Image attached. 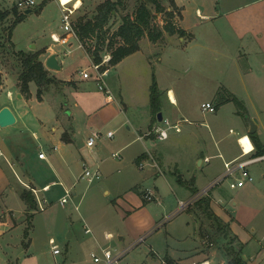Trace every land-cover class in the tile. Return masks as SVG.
I'll use <instances>...</instances> for the list:
<instances>
[{"label":"crops","instance_id":"crops-1","mask_svg":"<svg viewBox=\"0 0 264 264\" xmlns=\"http://www.w3.org/2000/svg\"><path fill=\"white\" fill-rule=\"evenodd\" d=\"M216 1L218 3V0H203V8L196 6L195 13L199 22L197 21L190 24L186 20L183 0H174L180 12L178 24L186 33L185 36H178V38L185 48H188L186 51L191 50V54L194 52L193 55L198 58L192 61L196 62L199 60V62H203V64L208 61L209 65L214 64L210 66V69L215 70V72H217L215 68H218V73H216L215 76H206L205 67V70H201V73H199L200 75L193 77L192 81H186L181 76H178L177 79L183 80L189 87L195 85V88H200L198 85L199 83L202 86H206L207 83L210 87L209 93L211 100L202 102V104L210 102L215 107V111H217L221 105L231 102L232 100H230V97L234 96L240 102L237 113L247 119L246 123L243 122L241 125V135L249 136L250 120H255L257 128L254 132L259 142L264 145V106L262 105L264 101V90H262V93L257 91L258 88L264 89V0H250L249 2L235 6H233L234 3H231L232 0H225L226 3H224L222 10H217L218 6H220V2L216 4ZM36 2L39 4L37 0ZM84 2L85 0H76L78 7L77 11L84 6ZM245 13L247 14L245 15ZM209 23H211V25L207 26ZM199 26H202L201 29L205 28V31L209 32H195L197 29L196 27ZM49 33L50 38L53 33L62 34L60 24L53 26ZM228 37H234L238 42L236 46L237 50L232 51L227 49L223 41ZM214 39H220L222 41V48L217 46L212 47V41ZM56 44L58 43L46 45L45 52L42 53L43 63L45 64V60L49 55L55 53L61 65V69L53 71L52 74L61 81L70 83V86L80 87L83 84H88L87 79L85 80L81 75L75 79L69 76L62 79L58 76L59 72L64 68V61L67 64L66 57L72 52V48L62 49L63 52L68 50L69 53L64 55L65 57L63 61H61V49L59 50ZM168 44L174 45L172 40L171 43ZM78 46L83 48L79 42ZM175 47L179 48L177 45ZM117 65L118 64L113 67ZM110 70L111 68L109 67V71ZM239 86L251 88L252 93L248 96L250 98H246L237 90L236 87ZM165 90L166 94H163L164 97H162L159 102V110L163 107L162 100H165L167 102L166 109L168 114L165 118L172 122V124H178L180 128L179 131L170 129L173 133L169 131L168 138L165 140H158L152 135H145V133L158 122L157 119H155L156 115L153 113L151 107L150 96L149 101L144 105L146 106V110H143L142 114L137 116L134 112L133 114L128 112V105L123 95L120 94L117 98L111 89L113 100L108 99L105 95L102 101L96 99L94 102L86 104L87 109H91L92 104L98 105V110L93 115H87V121H91L89 122V128L95 127L94 120L95 118L98 119L97 116H100L104 119L102 123L103 127L101 128L104 131V127L115 122L120 113L122 115L124 113L125 122L129 123L126 124L127 129H125V137H120L119 143L121 144L118 145L116 147L117 150L113 152L118 153L117 158L122 157L121 154L123 155L125 153L127 160L116 163L112 155L111 159L107 162H104V160L100 162L88 160L91 165H94L95 169L104 173L106 180L115 177L121 181L130 183L129 189L124 191L123 194H119V192L114 194L116 195L114 212L117 215L116 221H118L121 226L118 228V240L124 241L128 235L127 243H118L120 249H127L124 251L120 263L226 264L228 260L225 254L226 246H223L222 243L208 242V238H210L211 235L217 241L218 235L221 233L220 230H218V219L222 224L228 227V232L231 236L236 237L239 242L244 244L243 254L252 240L258 243L259 252H251L250 259H256L259 254L260 256L258 259H261V262L264 264V162L249 165L248 170L253 180L247 181L242 187H230V189L233 190L232 193L228 194L222 181L213 185L215 180L225 173V163L236 159H243L247 156L243 155L242 148L238 141L239 137L236 138L235 145L230 143L223 148L219 147L216 153L213 154L208 152L205 153L202 149L195 154L193 151H186L184 143L187 141V137L189 135L191 136V134L192 136L193 134L196 136L195 132L191 131L192 129L186 128L185 125H181L183 122H191L186 116L188 114L187 105L184 103L183 98L178 99L173 88H167ZM20 98H23V96L21 95ZM71 100L69 99V108L66 110L68 119H70V125L68 126L70 130L74 120L73 111H70ZM112 103H115L119 109L115 113H108V115L105 116L107 108ZM74 106L78 108L80 104L75 102ZM2 107L4 106L0 108ZM14 115L16 116L15 123L22 120V114H19V116L16 114ZM54 117L56 121L60 123L59 126H63L62 129L59 128L60 133L53 146L54 152L48 155L46 153V158H39L38 156V159L48 160L47 163H51V157L57 154V160L59 161L58 166L62 169L61 173H63H60V176L64 179H68V169L78 161L79 155L81 154L77 142L72 137L73 133L70 134L71 131L67 132L66 140L62 139L61 135L66 131V126L56 114ZM131 127L134 129L135 133L132 138H130ZM52 129L55 131L56 127ZM109 130H113L115 135V130L117 132L118 127L115 128V130ZM74 131H76V129ZM138 136H143V138L138 139ZM112 138H114V136ZM97 141L93 147H87V144H85L88 148L86 156H92L93 158L95 152H98L99 149L96 148ZM242 142L246 150L252 148L255 154L256 149L251 137H246ZM0 155L4 156L3 161L7 162L5 168L9 170L8 174H6L2 170L3 167L0 168V181H2V185H0L1 189H8L6 183H10L9 178L11 173L16 176L17 182L19 183V187L14 188L13 194L8 193L5 199L0 202V241L5 240V243L9 246L11 245L10 241L13 237V232L21 227L22 224L26 225L25 228L27 227L28 222L26 217L28 213L32 214L31 219H33L35 214V211L28 210L27 204L21 197L22 192L31 189L35 193L33 194L37 196L38 207L46 208L43 207V204L41 205L39 203L38 189L31 179H29V174H25L21 167L20 169L19 167L14 169L16 165H23L25 154H22V158L14 155L17 163L7 159L5 156L7 154L3 150H0ZM92 158L88 157V159ZM216 158H220L223 169L218 171L216 175L203 181L204 176L202 173L200 174L197 166L203 167L205 163L210 164L211 161ZM82 160L84 161V166L90 165L83 155ZM140 163H142V167L139 166ZM82 173L83 171L81 174ZM225 180L229 182L230 186L233 177H226ZM53 183H55V181L43 184V190H48ZM145 183L148 185H145ZM62 185L66 191L72 186V184L67 186L65 183H62ZM166 186L170 190H168ZM146 189H152V191H154L155 201L150 202L145 200L143 194ZM165 189L166 191H164ZM204 189L208 190L207 193H203ZM71 192L73 195H77V190L73 189ZM105 193L109 194L110 190L105 189ZM168 194L171 197H167ZM227 194L230 195L231 201L234 200V207L228 208L226 204L218 208L217 205L220 204V202H224L225 204L226 197L228 196ZM160 196H162V198H159ZM167 198H169V200H167ZM217 199L219 200L218 202ZM255 199L258 200L257 206H255L254 203ZM252 200L253 202H251ZM179 201H185L189 204L185 209L179 210ZM245 201H249L254 207L248 205L249 202ZM156 202L161 203H157L161 209L152 205ZM239 203L242 204V207H249L250 209L242 211L238 208ZM76 208H78V205H76ZM39 209L42 210L41 208ZM241 213L249 217L245 223L239 219ZM85 218L92 224L91 227L88 224L85 226V228L90 229V232L87 233L84 229L83 233L80 228L79 233H83V237L87 239L86 242L89 246V253L98 252L100 254L102 248H109L110 245H112L113 233L107 228H105L102 233L98 232L100 231L98 228L96 230V226L102 218L95 219V221L89 219L87 216ZM30 221L31 220H29V222ZM243 228L246 230L250 228L249 231L252 232L248 240H244ZM108 234L112 236H108ZM88 235H90V237H88ZM72 236L73 231L69 232L68 237ZM28 237L22 240L23 246L24 243H28L25 247H29L31 243ZM19 255H27V250H23ZM244 257L245 260L248 259L247 256L244 255ZM71 261L72 264L75 263L74 260ZM11 264L15 263L12 262ZM69 264H71V262Z\"/></svg>","mask_w":264,"mask_h":264},{"label":"rangeland","instance_id":"rangeland-1","mask_svg":"<svg viewBox=\"0 0 264 264\" xmlns=\"http://www.w3.org/2000/svg\"><path fill=\"white\" fill-rule=\"evenodd\" d=\"M37 1L40 4L44 0ZM45 1L46 3L43 5L41 11L37 13L25 14V10L17 9L18 13L22 12L24 14V17L22 21L12 29L10 26L15 20L13 8L16 7L17 0H0V13H6L5 16L0 19V107L7 105L14 111V114L18 116L22 114V120L20 122L18 121L10 126L0 127V150H3L7 154L5 155L7 159L16 163L17 161L14 155L22 158V154H25L23 165H16L14 169L18 167L20 169L21 167L25 174H29V179H31L38 189L39 203L41 205L43 204V207L46 208H42V210L39 209L38 199H36L37 196L34 195L37 201V208L33 210L35 211L33 219H30L32 223H30L31 226L28 238L31 240V243L29 247L22 245V240L25 239L24 231L26 229V225L22 224L21 227L13 232V237L10 241L11 245L7 246L5 240L0 241V264H11L12 262L15 264H69L71 262L72 264L71 260H74V264H97L94 262L91 253H89L90 250L86 242L87 239L83 237L85 226H87L86 224L90 227L92 226L85 217L87 216L93 221L102 218L96 226V230L98 228V230H100L98 232L102 233L103 230L107 228L113 233L112 245H110L109 248L114 253L127 250L118 247V243H127L128 235L124 241L118 240V228L120 225L119 222L116 221L117 215L114 212V201L116 198L114 194H117V192L123 194L124 191L129 189L130 183L111 176V178L106 180L104 173H101L100 178L94 179L93 181H89L85 177H80L84 169L82 155L87 161L100 162L104 160V162H107L113 156L112 153L117 150L116 147L121 144L119 143L120 137H125V129H127L126 124L128 122H125L124 113L123 115L120 113L116 121L104 127L105 129L103 131L101 128L103 127L102 123L104 119L97 116L98 119L95 118L94 120L95 127H92L94 129L89 128V122L91 121H87V115H93L98 110V105L92 104L91 109H87L86 104L94 102L96 99L102 101L105 96L104 91L99 89L96 83L97 81L94 79H87L88 84H83L80 87L70 86L69 83L63 81L59 84H51L48 88H45L43 100L37 98L36 85L31 83V96L29 98H20L17 81L22 68L18 52L45 51L46 45L54 44L49 33L51 28L60 24L61 13L57 0ZM102 1L104 0H85L84 6L75 13V18L83 14L92 16L95 13L96 6ZM140 1L141 0L124 1V6H120L118 11L114 12V18L110 24V33L119 26L124 15L134 14ZM159 1L165 9L164 12L156 11L155 5L148 2V7L154 13L153 24L163 28L168 16L166 11L168 12L173 9L176 16L174 21L176 25L179 26L178 19H180V17L178 18L170 2L171 0ZM249 1L250 0H232L231 3H234L233 6H235ZM219 2L220 6H218L217 10H222L226 2L225 0H218V3ZM218 3L216 1V4ZM183 4L185 5L186 20L190 24L197 21L199 22L196 17L195 8L196 6L203 8V0H183ZM246 14L247 13H245V15ZM210 25L211 23L207 26ZM201 27L202 26L196 27L197 29L195 32H209L205 31V28L201 29ZM110 33L107 34V36H109ZM171 40L174 45L168 44L171 43ZM88 42L89 45L94 44V42ZM223 42L226 44L227 49L232 51L237 50L236 46L238 42L234 37L225 38ZM69 43L71 46L56 44L59 50L61 49V61H63L65 57V54L62 53V49L72 48V52L66 57L67 64L64 61V68L58 74L62 79L68 76L75 79L81 75L80 72L83 69L92 65L90 55L83 49L84 47L82 45L83 48L78 46V41L75 38L71 37ZM212 44V47L217 46L221 48L223 45L220 39H214ZM89 45L87 44L86 46ZM176 45L179 46V48H176ZM187 49L188 48H185L183 43L179 40L177 34L170 35L164 32L163 38L157 42L150 41L145 35L140 40V49L124 58L116 67L109 64L108 60H106L109 58V55L104 54L102 61L106 60V62L103 66L105 68H111L105 76V79L117 98L120 94L123 95L128 105V112L130 114L134 112L136 116L142 114L143 110H146V106L144 105L149 101L153 81L156 82L159 92L158 106L160 99L164 97L163 94H166L165 89L173 88L178 99L183 98L184 103L187 105L188 114L186 116L187 119L191 121L183 122L181 125H185L186 128L192 129L191 131H194L196 134V136L194 134L192 136L191 134V136L189 135L187 137V141L184 143L186 151L190 150L195 154L202 149L205 153L208 152L213 154L216 153L219 147L223 148L230 143L235 145L236 138L242 136L240 131L241 125L243 122L246 123L247 119L237 113L239 106L232 101L221 105L217 111H203L202 102L211 100L209 85L206 83V86H202L199 83L198 85L200 88H195V85L189 87L186 82L177 79V77L181 76L186 81H192L193 77L200 75L199 73H201V70H205V67L206 76H215L216 73H218V68H215L217 71L215 72V70L210 69V66L214 64L209 65L208 61L205 62L206 65L203 64V62H199V60L196 62L192 61L198 58L193 55L194 52L191 54V50L186 51ZM39 57L42 60V53ZM49 71L52 74L53 71L56 70L49 69ZM236 88L246 98L252 93L251 88L247 86H239ZM262 90L264 89H257L259 93H262ZM69 99L71 100L70 111L72 110L74 115L71 130L70 128L68 129L70 119H68L66 114V110L69 108ZM75 102L80 104L78 108L74 106ZM162 103L163 107L160 112L163 113L165 118L168 116L166 109L167 102L162 100ZM262 105L264 106V101ZM118 109V106L112 103L107 108L105 116H107L108 113H115ZM55 114L60 118L61 122L65 124L66 132L71 131L70 134L73 133L72 137L77 142L81 154L79 155L78 161L68 169V179H64L60 176L63 173H61L62 169L58 166L59 161L57 160V154H55L56 157H51V163H47L48 160L38 159V153L40 151H43L45 154L47 153V155L54 152L53 146L60 133L59 128H63V126L60 127V123L56 121L54 117ZM158 123L165 127L162 121H158ZM53 127H56L55 131H53ZM117 127L118 130L116 132L115 128ZM75 129L76 131H74ZM109 129L115 130L114 138H106L105 135H103L97 141L96 148L99 150L95 152V156L93 158L92 156H86L88 146L86 147L85 144L88 135L94 130L105 134ZM130 131V138H132V136L135 135L134 129L131 127ZM169 131L173 133L172 130L168 129V133ZM245 139L246 137L242 140ZM121 156L120 158L113 156L115 159L114 161L117 163L127 160L125 153L123 155L121 154ZM88 157L92 159H88ZM3 160L4 156L0 155V168L3 167L2 170L8 174L9 170L5 168L7 162ZM89 166L91 170H95L94 165L90 164ZM197 169L200 174L202 173L204 176L203 181H205L216 175L218 171H221L223 169V164L220 158H216L213 159L210 164L205 163L203 167L197 166ZM9 179L10 183H6L8 189H1L0 187V202L5 199L8 193L13 194L14 188L19 187L18 180L13 173L10 174ZM52 181H55V183L51 184L50 188L44 191L42 187L43 184L46 182L51 183ZM222 182L228 194L232 193L233 190L230 189L229 182L225 179ZM62 183L67 184V186L72 184V186L66 191ZM0 185H2V181H0ZM145 185L148 184L145 183ZM73 189L77 190V195L72 194L71 191ZM105 189H109L110 193H105ZM167 189L170 190L168 187ZM164 191H166V189ZM67 192H69L68 195ZM63 197L67 198L65 203L61 202ZM167 197L171 196L168 194ZM159 198H162V196ZM167 200H169V198H167ZM152 201H155V199ZM218 201L217 199V202ZM230 201V195H228L225 204L224 202H220V204L216 205L218 208H221L227 204L228 208H233L234 200ZM251 202H253V200ZM157 203L161 204L160 202H156L152 205L161 209ZM254 203L255 206H257L258 200L255 199ZM76 205H78V208H76ZM241 205L242 204L239 203L238 208L242 211L250 209L249 207L244 208ZM248 205L252 206L250 202ZM28 215L26 217L27 222H29ZM248 218L247 215L242 213L239 216V219L242 220L243 223H245ZM80 228L83 233H79ZM249 229L250 228L247 230L244 229V240H248L252 233ZM71 231H73V236L68 237ZM50 237L55 240L60 253H53L51 244L49 243ZM88 237H90V235H88ZM230 237V234L225 236L224 233L221 232L218 235L217 241L211 235L210 238H208V242L222 243L223 246L227 247ZM234 245L237 244L235 243ZM23 250H27V255L20 256L19 254L23 252ZM258 250V243L252 240L243 254L244 259V255L248 258L246 260L247 264H263L261 259H258L260 256L259 254L256 259H250L251 252L256 253L259 252Z\"/></svg>","mask_w":264,"mask_h":264},{"label":"trees","instance_id":"trees-1","mask_svg":"<svg viewBox=\"0 0 264 264\" xmlns=\"http://www.w3.org/2000/svg\"><path fill=\"white\" fill-rule=\"evenodd\" d=\"M125 0H104L96 6L95 13L92 16L87 14L79 15L74 20V30L77 35L78 41L84 47L86 52L90 55L91 60L94 63H101L103 60L104 54L109 55V64L114 66L122 61L124 58L130 54L136 52L140 49V40L146 35L148 39L152 42H157L162 39L164 32H167L170 35L177 34L180 37L186 35L184 29L177 26L174 19L175 13L173 9L166 11L167 19L163 28H160L153 24L154 13L148 7V2H151L155 5L156 11L164 12L165 9L161 5L159 0H141L137 6L133 15H124L119 26L110 33V24L114 18V12L118 11L120 6H124ZM174 7L177 16L180 12L174 0L170 1ZM46 1H42L35 8L38 9V12L41 11L43 5ZM6 13H0V19L5 16ZM13 15L15 20L13 21L10 28L14 27L22 21L24 14L18 13L17 8H13ZM107 36V34H109ZM94 42L93 45H89V42ZM89 46H86V45ZM45 51H33L25 52L19 51L18 56L21 59V72L18 75V88L20 94L29 98L31 96L30 85L34 83L36 85V96L39 100L44 99V90L48 88L51 84H59L60 79H57L55 75L51 74L49 69L45 66L43 61L40 59V54ZM105 67L103 66L102 69ZM70 84V83H69ZM219 94V91H218ZM230 100L234 101L238 106L240 102L234 97L231 96ZM159 101V92L157 89V84L153 81L151 85L150 92V102L153 113L156 115L160 111L158 106ZM67 132L65 131L62 134V139H67ZM253 144L255 146V154L264 153V145L259 142L256 137V133L249 134ZM22 199L27 204L29 211L36 210L37 202L33 191L24 190L21 194ZM29 220L32 217V214L28 215ZM218 230L224 233V235H229V229L225 224H222L220 220L217 219ZM30 222L24 231V237L27 238L29 235ZM230 241L225 248V254L228 257L226 264H247L246 260L243 258V247L244 244L239 242L238 239L234 236H231ZM237 245H234V244ZM28 243H24L27 245Z\"/></svg>","mask_w":264,"mask_h":264},{"label":"built area","instance_id":"built-area-1","mask_svg":"<svg viewBox=\"0 0 264 264\" xmlns=\"http://www.w3.org/2000/svg\"><path fill=\"white\" fill-rule=\"evenodd\" d=\"M59 8H60V29L62 34L53 33L51 34V39L54 43L63 44L70 46L69 39L71 37L75 38L78 41L77 35L74 30V20H75V13L78 10L76 0H57ZM36 0H17L16 8L19 10H26L29 8H35L37 6ZM79 42V41H78ZM80 43V42H79ZM69 53L68 50H65L63 54L67 55ZM106 60H109L106 59ZM106 60L102 61L101 63H94L92 61V65L86 69H83L80 74L85 79H94L97 81L98 87L100 90L104 91L106 97L110 100H113L112 92L110 91L105 76L109 72V68L106 67L102 69L103 65L105 64ZM93 70V71H91ZM203 111H210L214 112L215 107L210 103L206 102L202 104ZM162 123L165 124L163 127L158 122L154 124L146 133L147 136H154L158 140H165L168 138V129H175L179 131L178 124H172L168 119H163ZM105 135L106 138H112L114 136V131L109 130L105 134L99 131H92L90 136L88 137L86 144L89 147H93L96 144V141ZM248 137V135H243L238 138L240 146L243 151V155H247L243 159H236L230 162L225 163V173L217 178L213 185L220 183L226 177H233V181L230 183L231 188L242 187L247 181H252L253 177L250 174L248 167L251 164L264 162V153L263 154H254L253 149L246 150L245 145L242 142V139ZM143 136H138V139H142ZM114 157H118V153L112 154ZM39 158H46V154L43 151H40L38 154ZM142 167V163L139 164ZM101 176V172L98 169L91 170L89 166L85 165L83 169V173L81 177L87 178L89 181H93L94 179H98ZM207 189H204L203 193H207ZM69 192H67V195ZM146 201L154 200V191L150 189H146L143 194ZM67 201L66 197H63L61 202L65 203ZM188 202L179 201V210H183L188 206ZM42 209V207H40ZM87 233L90 232L89 228H85ZM108 236H112L108 234ZM49 243L51 244L52 251L54 254L60 253V250L53 238H50ZM123 252L114 253L110 248H102L101 253H91V256L97 264H121L120 259L123 256ZM136 264V263H130Z\"/></svg>","mask_w":264,"mask_h":264},{"label":"water","instance_id":"water-1","mask_svg":"<svg viewBox=\"0 0 264 264\" xmlns=\"http://www.w3.org/2000/svg\"><path fill=\"white\" fill-rule=\"evenodd\" d=\"M38 9L36 8H29L24 11L25 14L37 13ZM45 66L52 70H60L61 65L58 62L57 56L55 53H52L47 57L45 60ZM21 97V95L19 94ZM163 120V115L161 112L157 113V121L161 122ZM16 122V116L14 115L13 111L8 107L4 106L0 109V127H6L13 125ZM257 126L255 124V120H250V129L249 133H254Z\"/></svg>","mask_w":264,"mask_h":264},{"label":"bare ground","instance_id":"bare-ground-1","mask_svg":"<svg viewBox=\"0 0 264 264\" xmlns=\"http://www.w3.org/2000/svg\"><path fill=\"white\" fill-rule=\"evenodd\" d=\"M79 3V2H78Z\"/></svg>","mask_w":264,"mask_h":264}]
</instances>
